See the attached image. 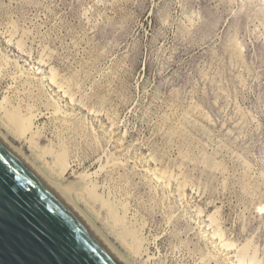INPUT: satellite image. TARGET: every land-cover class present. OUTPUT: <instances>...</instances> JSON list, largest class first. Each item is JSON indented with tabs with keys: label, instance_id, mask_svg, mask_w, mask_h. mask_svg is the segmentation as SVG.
<instances>
[{
	"label": "rangeland",
	"instance_id": "obj_1",
	"mask_svg": "<svg viewBox=\"0 0 264 264\" xmlns=\"http://www.w3.org/2000/svg\"><path fill=\"white\" fill-rule=\"evenodd\" d=\"M0 136L128 264H264V0H0Z\"/></svg>",
	"mask_w": 264,
	"mask_h": 264
},
{
	"label": "water",
	"instance_id": "obj_2",
	"mask_svg": "<svg viewBox=\"0 0 264 264\" xmlns=\"http://www.w3.org/2000/svg\"><path fill=\"white\" fill-rule=\"evenodd\" d=\"M0 264H127L0 138Z\"/></svg>",
	"mask_w": 264,
	"mask_h": 264
},
{
	"label": "bare ground",
	"instance_id": "obj_3",
	"mask_svg": "<svg viewBox=\"0 0 264 264\" xmlns=\"http://www.w3.org/2000/svg\"><path fill=\"white\" fill-rule=\"evenodd\" d=\"M28 79H29V77H28ZM30 81H37V79H36V77L34 76V77H31L30 76V79H29ZM51 82H57L56 81V74H55V72H53V74H52V77H51ZM28 84V83H27ZM29 85V84H28ZM33 87V86H32ZM44 93V92H43ZM45 96V95H44ZM53 100V99H52ZM49 103H50V101H49ZM53 104H56V103H53ZM58 104V103H57ZM54 106H56V105H54ZM57 107V106H56ZM56 109H57V112H61L62 113V111H61V109L60 108H55V111H56ZM33 111V110H32ZM66 114V113H65ZM8 116L14 121H17V123H18V125L20 126V130H21V132H22V134L23 135H34L35 133H37V132H35V119H37L36 117H37V115H23V114H20L17 110H14L13 112H11V113H9L8 114ZM66 122V121H65ZM69 125V124H68ZM0 138L2 139V140H4L5 141V139L2 137V136H0ZM6 142V141H5ZM7 143V142H6ZM7 145H8V143H7ZM19 154V153H18ZM63 156H65V155H63ZM59 160V159H58ZM61 163H62V166L64 167V172H66L68 169H69V167L70 166H68V164H66V160L64 161V157H62V158H60V160H59ZM27 162V161H26ZM60 163V164H61ZM34 169V168H33ZM103 169V168H102ZM38 173H39V171H38V169H35ZM41 172V171H40ZM40 174V176L44 179V181L52 188V189H54L60 196H62L67 202H69L70 203V195H71V193H70V189L72 188V186H62L60 183H56V182H54V181H51V180H49L45 175H42V173H39ZM91 176V175H90ZM90 176H88V178H90ZM95 185V184H94ZM93 186V185H92ZM91 188V187H90ZM71 202H73V201H71ZM72 205V204H71ZM73 206V205H72ZM74 207V206H73ZM75 209H76V207H74ZM77 210V209H76ZM111 210H113V209H111ZM88 220V219H87ZM121 220V219H120ZM123 220H121V222H122ZM94 226V225H93ZM131 234H133L132 232H131ZM216 235L217 236H220L221 238H222V236H221V234H219V233H216ZM104 240V239H103ZM105 242V241H104ZM107 243V242H106ZM226 246H229V244H226ZM247 246L248 245H244L242 248H241V251L240 252H242V254L245 256V254L244 253H247ZM110 248V247H109ZM112 248V247H111ZM112 250L114 251V249L112 248ZM114 253H115V251H114ZM118 257H120L122 260H123V258L118 254V253H115ZM242 256V255H241ZM124 261V260H123ZM250 261H251V263H253V264H255V259H254V256H252L251 257V259H250ZM126 262V261H125ZM127 264H128V262H126Z\"/></svg>",
	"mask_w": 264,
	"mask_h": 264
}]
</instances>
